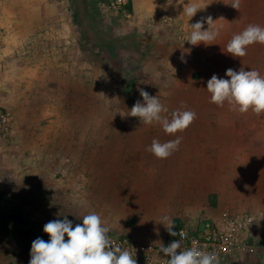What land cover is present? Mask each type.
Masks as SVG:
<instances>
[{
  "label": "rangeland",
  "instance_id": "1",
  "mask_svg": "<svg viewBox=\"0 0 264 264\" xmlns=\"http://www.w3.org/2000/svg\"><path fill=\"white\" fill-rule=\"evenodd\" d=\"M30 1L41 21L47 20L36 40V66L18 69L15 60L0 58L10 79L0 78V107L13 115L8 134L0 136L6 221L3 225L0 218V264H29L19 246L38 237L48 241L43 228L49 221L67 217L74 226L95 208L104 222L119 224L103 208L112 196L115 206L122 190L142 199L147 212L173 206L174 228L222 212L254 213L252 197L244 192L254 169L262 167L257 163L264 159V114H241L227 103L218 107L210 102L207 82L214 74L230 79L229 68L264 75V52L242 58L226 53L230 38L220 39L225 26L211 15L219 6L203 0L183 6L184 0H128L127 17L114 12V0ZM188 5L199 9L191 19L183 14ZM167 17L174 23L164 22ZM197 21H203L202 30L218 31L213 44L193 46L179 38L188 37ZM175 24L187 29L179 32ZM48 38L55 43L51 50L43 46ZM20 78L21 86L14 83ZM138 89L159 97L168 109L162 115L171 118L174 110L186 108L195 111L196 120L176 135L158 123L143 125L139 117L126 115L137 100L143 103ZM177 137L181 157L172 154L161 163L145 151L153 139ZM119 158L133 161L123 164ZM89 176L100 180L94 191L85 180ZM113 176L122 187L118 192L102 182ZM125 204L128 210L135 206L131 200ZM159 220L153 222L163 225ZM158 232L162 242L169 235L166 229ZM259 233L264 235V227ZM258 240L250 252L220 264H264V240Z\"/></svg>",
  "mask_w": 264,
  "mask_h": 264
},
{
  "label": "clouds",
  "instance_id": "2",
  "mask_svg": "<svg viewBox=\"0 0 264 264\" xmlns=\"http://www.w3.org/2000/svg\"><path fill=\"white\" fill-rule=\"evenodd\" d=\"M231 5L239 9L240 0H234ZM198 10L195 5H188L184 7L183 14L191 19ZM212 22L209 16L208 25ZM203 26V21L190 25L192 31L186 41L193 46L201 42L206 45L213 44L211 42L219 35L218 31H213L210 27L205 31L202 30ZM255 43L264 45V27L249 24L242 32L232 36L226 45V53L234 58H242L247 55L248 46ZM226 76L230 79L218 78L214 74L208 80L207 91L211 94L210 102L218 107H223L227 103L230 110L241 114L249 111L257 116L264 114V75L255 69L245 71L241 67L239 71L227 69ZM138 90L143 103L137 100L126 115L139 117L143 125L158 123L166 134L176 135L185 131L197 118L195 111L186 108L174 110L171 118L162 115L167 113L168 109L159 97L150 96L143 89ZM181 142L180 137L163 143L153 139L145 151L150 152L157 159H167L179 150ZM79 206L83 207V202H80ZM157 223L163 224L170 235L180 237L168 246L160 243V251L168 257L164 264H219L218 255L215 252L202 250L196 241L192 242L190 248L183 249L182 242L186 239L187 233L173 231L174 224L169 216H162ZM43 231L50 239L45 241L38 237L32 242L29 264H137L132 252L114 245L108 236L110 229L105 226L102 217L94 211L83 215L82 224H77L75 227L65 217L63 220L47 222ZM177 249L181 251L178 253Z\"/></svg>",
  "mask_w": 264,
  "mask_h": 264
},
{
  "label": "crops",
  "instance_id": "3",
  "mask_svg": "<svg viewBox=\"0 0 264 264\" xmlns=\"http://www.w3.org/2000/svg\"><path fill=\"white\" fill-rule=\"evenodd\" d=\"M187 2V0H184L182 6ZM202 2L204 4H212L214 6V9L219 6V13L214 12L211 13V15H215L216 18L212 16L213 19H215L216 21L219 20L225 26V31L220 33L221 40L223 39L228 42L229 38L231 39L234 34L242 32L249 24H258L264 27V0H240L239 9L232 7L231 4L234 2V0H203ZM41 20L42 19L37 16L35 3L31 2L30 0H0V58H3L1 60L7 61V59L9 58L15 60V64L17 65L18 69H31L36 66V40H38L39 38V30H41L43 27L42 22L47 21L46 19L45 21ZM232 28H234V30L231 34L230 32ZM49 42L50 38L46 39V42L43 46H45V49L48 47V49L51 50V48L55 46V43ZM258 45L259 43H255L248 46L247 53H256L260 51L264 52V49L259 48ZM61 50L64 51V48H61ZM24 54L26 55L24 56ZM5 63L3 65L0 64V78H4L3 81H10V79L5 78L7 77L6 71L8 70V64ZM2 68L3 70H1ZM23 81L24 78H20L14 83L21 86L24 83ZM0 101H3V99H0ZM197 147L200 148V146ZM181 155H184L183 152L175 151L173 153V158L181 157ZM140 160L141 159H139V161ZM119 161H122L123 164H130L133 159L119 158ZM135 161L137 162V160ZM161 163L166 162L165 160L161 159ZM257 165H260L262 167L254 169L251 179L252 182L250 181L252 183L251 188H246L244 193L247 194V196L252 197L253 212L259 217L260 221V226L258 229L259 232L261 231V228L264 227V159L258 162ZM89 178L90 179L85 180L91 182L90 189L91 191H94L97 187H99L100 180L95 179L91 181V176H89ZM88 182L86 185L87 189L90 187ZM102 182L107 183L108 190H122V187H120L119 184L116 183L114 176L111 180L107 178V180H102ZM249 190L251 192H249ZM64 193L67 195L68 192ZM119 195L121 198H118L117 204L115 203V206L113 205V203L110 204V200L112 202L114 200V197L112 196L108 198V203L106 202L103 208L109 218H112V220H119V224H116L114 221L112 222L109 220L107 222H104L105 226L110 229V231L108 232V236L113 237L125 235L137 242L146 244H160L163 238L161 237V233H159L158 231L166 228L164 225L154 223L153 219H160L162 216L167 215L171 218L172 221V215L173 213H175L174 207L170 206L169 208H167V210L164 209L162 211L159 208L157 210L147 212L146 207L143 206L142 199H133L135 198V194H124V190H122L120 191ZM127 200H131L135 203V206H133L129 210L127 209V207L125 208V201ZM76 211L82 210L80 208H77ZM92 211L95 212V208H92L91 212ZM148 213H152V217ZM130 219L135 220L133 224H128V221ZM77 224H75L73 227H75ZM258 239L264 240V235L261 236L260 234V237H258ZM256 248L260 249L259 246ZM1 257H3V254L0 251V259H3Z\"/></svg>",
  "mask_w": 264,
  "mask_h": 264
},
{
  "label": "built area",
  "instance_id": "4",
  "mask_svg": "<svg viewBox=\"0 0 264 264\" xmlns=\"http://www.w3.org/2000/svg\"><path fill=\"white\" fill-rule=\"evenodd\" d=\"M57 1V0H52ZM128 0H114V12L120 10L127 17H130ZM171 17L164 19V22H172ZM174 23V21L172 22ZM179 32L187 29L183 24H175ZM184 33V32H183ZM182 33V34H183ZM186 36V35H185ZM182 35L179 38L187 40L188 37ZM13 123V115L4 108L0 107V136L5 138ZM260 221L259 217L250 212L237 211L233 213L222 212L218 215L205 216L196 221L181 222L173 231H184L187 233L186 239L182 242L183 249L192 246V242H198L202 250L215 252L219 257V264L245 255L255 248L258 241ZM110 239L114 245H119L122 249H127L134 254L137 264H164L168 259L160 251V244H146L133 240L132 238L121 235L113 236ZM180 237L168 235L163 245L168 246L171 242L179 240ZM181 249H177L179 253Z\"/></svg>",
  "mask_w": 264,
  "mask_h": 264
},
{
  "label": "trees",
  "instance_id": "5",
  "mask_svg": "<svg viewBox=\"0 0 264 264\" xmlns=\"http://www.w3.org/2000/svg\"><path fill=\"white\" fill-rule=\"evenodd\" d=\"M102 64L99 63V67H101ZM1 194H0V201H1ZM0 218H1V223L4 225L6 224V221H5V217H4V214H3V211H2V206H1V203H0ZM2 227V225H1ZM175 228H173L174 230ZM31 245H32V242H28V243H21L20 244V250L26 255L28 256L30 259V251H31Z\"/></svg>",
  "mask_w": 264,
  "mask_h": 264
}]
</instances>
